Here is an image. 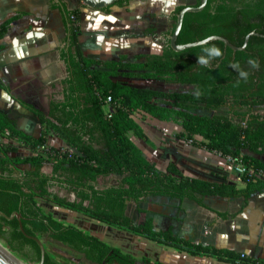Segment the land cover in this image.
<instances>
[{
    "label": "trees",
    "instance_id": "16d2710c",
    "mask_svg": "<svg viewBox=\"0 0 264 264\" xmlns=\"http://www.w3.org/2000/svg\"><path fill=\"white\" fill-rule=\"evenodd\" d=\"M130 1L120 0L113 6ZM201 2L193 0L191 4L177 6L161 53L139 54L137 62H133L126 56L117 61L85 57L79 43L81 12L59 0L58 8L67 32V50L62 56L68 76L62 82V99L50 103L48 114L34 111L44 126L39 137L20 130L16 121L0 109V137L7 134L37 152L19 157L11 156L17 153L14 147L0 150V212L10 216L18 211L28 236L47 235L92 264L139 263L121 249L45 213L38 203L45 200L192 256L216 257L227 264H264V258L186 240L177 236L172 227L158 231L146 206L150 197L188 200L224 220H233L253 196L264 191V181L242 175L245 187L238 188L235 184L189 177L172 163L161 170L128 135L133 133L149 141L133 118L135 113L143 112L160 121L178 123L182 131L176 137L181 141L215 152L222 158L242 161L249 168L264 170L260 159L243 154L244 150L264 154V117L251 113L255 108L264 107V39L251 37L246 49L235 55L220 41L174 51L170 38L178 14L188 6L199 7ZM111 7L102 11L109 13ZM21 16L16 15L0 25V40ZM251 32L264 34V0H208L202 12L185 15L177 44L217 35L241 47ZM113 78L154 80L189 86L192 90L158 91ZM108 97H112L110 106L114 108L110 118L104 109ZM227 105L232 109H247L235 115L240 116V123L229 115L195 113L218 111ZM50 129L64 140L70 151L45 150ZM47 165L50 172L44 171ZM56 187L68 196L61 197L54 192ZM71 194L75 196L74 201L69 198ZM210 196L244 201L235 213L219 212L204 202ZM3 249L23 264H38L41 260L39 245L20 230L18 220L9 221L0 216V250L5 253ZM141 260L144 264H164L147 257ZM44 264L60 263L46 251Z\"/></svg>",
    "mask_w": 264,
    "mask_h": 264
},
{
    "label": "crops",
    "instance_id": "0c3cea01",
    "mask_svg": "<svg viewBox=\"0 0 264 264\" xmlns=\"http://www.w3.org/2000/svg\"><path fill=\"white\" fill-rule=\"evenodd\" d=\"M64 1L70 9L78 8L81 12L79 43L84 56L103 61H117L123 56L131 61V50L141 44L136 40L134 41L139 32H144L141 35L144 44L149 40L148 38L163 39L172 29L171 17L173 11L181 5L179 0H132L121 6H113L110 8L109 13H105L86 7L80 3V0ZM58 2L59 0H0V25L8 19L22 14L19 19L11 24L6 35L0 40L2 46L0 49V109L7 112L9 117L16 121L20 130L34 137H39L44 129L34 111L41 110L48 114L50 103L62 99L60 94L63 87L62 82L68 76L67 64L62 56L67 50V32L62 13L58 8ZM108 43L116 46L115 50L111 51L112 54H107L103 50L104 47H108ZM150 44L147 43L146 45ZM159 53L161 52L152 54ZM135 54L137 56L144 53L137 52ZM113 80L126 82L122 78H113ZM133 80L142 82L140 79ZM133 118L136 121L135 116ZM139 125L141 126V124ZM131 134H128L130 138ZM148 138V142L143 141L148 146L154 147V143L149 136ZM133 141L136 143L135 140ZM186 143L190 146H182L177 149L176 157L173 154L167 166L172 163L183 174L192 178H200L216 183L235 184L238 188L245 187V185L240 186L242 180L239 177H235L236 181L229 180L230 166L227 165V160L219 154L198 148L189 142ZM2 147L16 148L17 153L11 154V156L29 157L37 154L36 151L27 147L21 141L9 138L7 134L0 137V150ZM49 148H55L62 152L70 151V147L64 140L59 138L51 129L49 130L45 150ZM246 151L248 153H245ZM243 154L260 159L264 163V154H257L248 150H244ZM152 157L146 158L159 166L158 159ZM178 159L179 163H177ZM185 162L193 167V169L190 168V172L193 171V174L182 170V163ZM53 191L61 197L68 196L66 191L58 187L54 188ZM69 198L71 201L75 200L73 194L69 195ZM149 199L170 200L166 197L147 198V200ZM171 201L178 202L182 215H179L178 221H176V217H173L175 220H170L171 222L164 229L157 228V211L147 206L154 219L156 230L165 231L172 227L177 236L196 244L230 249L239 253L247 252L250 257L264 258L249 255L251 252L262 251L264 241L260 243L257 236L254 237V241H246L250 225L254 224L255 228L264 229V191L253 196L243 212L233 220H224L218 217L215 212L188 200L180 202L173 199ZM243 201V199H226L217 196L204 199V202L213 209L229 213L237 212L243 205ZM38 203L45 213H51L54 219L60 222L63 220L58 216H68L70 213L79 214L80 225L64 224L75 226L85 233L104 241L100 236L102 231L97 232L98 227L95 228L89 221L92 219L82 213L59 207L45 200H39ZM185 205L188 206V210ZM202 215L209 219H203ZM111 228L117 227L113 226ZM147 241L171 254L168 259H154L147 256L152 262L173 264L172 262L177 261L180 264H192V262L198 264L197 262L202 261L201 264H227L218 261L216 257L192 256L175 248L150 240ZM123 253L129 254L124 251Z\"/></svg>",
    "mask_w": 264,
    "mask_h": 264
},
{
    "label": "rangeland",
    "instance_id": "374dc122",
    "mask_svg": "<svg viewBox=\"0 0 264 264\" xmlns=\"http://www.w3.org/2000/svg\"><path fill=\"white\" fill-rule=\"evenodd\" d=\"M181 4H191L193 1H184L179 0ZM82 4V2L80 1ZM173 24V23H172ZM144 32H139L136 36V42L141 43L137 48L133 47L131 50V57L130 60L137 62L136 54L135 53H144V54H152L155 52H161L162 48L165 44L164 39H157L154 38H148L147 42L144 44L141 40V35ZM133 41V42H134ZM150 45H146V44ZM114 44L109 45L108 47H104L103 50L105 53L110 54L112 50H115L116 46ZM154 45V46H153ZM106 48V49H105ZM112 54V53H111ZM125 81L132 86H138V87H144V88H151L158 91H167V92H189L192 90V87L189 86H181V85H172L167 84L164 82H158V81H143L137 82L139 80H133V79H125ZM140 83V84H139ZM246 108H230L229 105L222 107L218 111H196L195 113L201 114V115H229L232 117V119L236 123H240V116L235 115H241L243 112H246ZM252 114H256L259 116L264 117V107L262 108H255L251 111ZM135 119L136 121L141 124L145 132L150 137L151 141L154 143V147L148 146L142 139L135 136L133 133L131 134V138L136 141L137 145L143 150L145 157L148 158H155L159 161V168L162 170H165L167 164L169 163V160L172 159V155L176 153L177 149H180L182 146H190L186 142L180 141L176 135L178 132L181 131V127L176 122H164L157 120L153 117H150L149 115L143 113V112H137L135 113ZM201 139V138H199ZM245 153H248L247 151ZM176 157V155H175ZM178 158V157H177ZM227 160V165L230 166V175L228 176L229 180L236 181L235 177H239L241 180L242 174L237 171L236 165L238 163H242V161L235 162L233 159L230 158H224ZM177 163H179V159L177 160ZM243 164V163H242ZM182 170L185 172H188L190 174H193V171L190 172V168L193 169V167L189 163H182ZM45 172H50V166H46L44 168ZM238 181V179H237ZM112 183H115V180L112 181ZM245 183L242 181L240 182V186L243 187ZM150 209H153L157 211L158 218H157V228L158 229H164L170 220L173 219V217H176L178 221L179 215H182V212L176 201L171 200H160V199H149L147 200V205ZM184 207V206H183ZM188 210V206L185 205ZM201 216V215H199ZM58 218L62 219L63 223L66 224H74V225H80V217L77 213H70L68 216H58ZM203 219H209L205 215H202ZM89 220V219H88ZM175 220V219H173ZM91 225H93L95 228L98 227V231H102L100 234L101 238L107 242L108 244L119 247L124 252L129 253L134 258L138 259V264H144L142 262L143 257L150 256L154 259H164L169 258L171 255L168 251L159 248L158 246L151 244L149 241H147L145 238L132 234L127 231L119 230L117 228H111L113 226H109L107 224H103L94 220H89ZM179 225V224H178ZM106 228V230H104ZM104 230V231H103ZM249 235L246 237L247 242H251L255 240V236L258 237L259 242L261 243L264 241V229H257L255 228V225H250L249 228ZM95 234V233H93ZM97 234V233H96ZM99 234V233H98ZM45 245L47 253L51 256L53 260L60 264H92L86 261L84 256L70 250L67 247H64L57 242L50 239L47 235L41 236L39 238ZM2 242V241H1ZM3 243V242H2ZM4 244V243H3ZM5 245V244H4ZM244 254H248L247 252H243ZM249 255L253 256H259L264 257V242L262 245V251L260 252H251ZM181 262H183L181 260ZM26 263V262H25ZM173 264H180L179 262L175 261L172 262ZM194 262H192L193 264ZM198 264H201L202 261L197 262ZM27 264V263H26ZM191 264V263H188Z\"/></svg>",
    "mask_w": 264,
    "mask_h": 264
},
{
    "label": "water",
    "instance_id": "95a60500",
    "mask_svg": "<svg viewBox=\"0 0 264 264\" xmlns=\"http://www.w3.org/2000/svg\"><path fill=\"white\" fill-rule=\"evenodd\" d=\"M80 1L82 2L83 5H85L86 7L90 8V9L102 11V10H104L106 8H109V7L113 6V5H115L120 0H80ZM186 1H193V0H186ZM201 1H202L201 5L199 7L188 6V7L184 8L178 14L176 27H175V30H174L171 38H170V46H171V48L174 51L182 52L184 50H187V49H190V48H193V47L206 45L209 42L220 41L227 48H230L234 52V55H235L236 52L244 51L246 49V46L248 45V41H249V39L251 37H258V38H263L264 39V34H260V33H257V32H251L245 37L244 44L241 47H236V46L232 45L224 37L217 36V35L210 36L207 39L202 40V41H197V42H194V43H189V44H184V45H178L177 44V38H178V36H179V34L181 32L185 15L187 13L202 12L205 9V7L207 6L208 0H201ZM0 216L4 217L5 219H7L9 221H12L14 219L18 220L20 230L27 237L33 238L37 242V244L39 245V247L41 249V260H40V262L38 264H44L45 256H46L45 245L39 238L30 237V236H28L26 234L24 226H23V223H22V220H23L22 219V215L18 211H15L10 216L0 212ZM0 264H19V263L0 250Z\"/></svg>",
    "mask_w": 264,
    "mask_h": 264
},
{
    "label": "built area",
    "instance_id": "2783aa9c",
    "mask_svg": "<svg viewBox=\"0 0 264 264\" xmlns=\"http://www.w3.org/2000/svg\"><path fill=\"white\" fill-rule=\"evenodd\" d=\"M111 102H112V97H108L106 106L104 108L105 109V113H106L108 118H110L112 116L113 111H114V108H111V106H110ZM236 169L242 175H246L249 178L259 179V180L264 181V170H262V169L249 168L244 163L243 164L242 163H238L236 165Z\"/></svg>",
    "mask_w": 264,
    "mask_h": 264
},
{
    "label": "bare ground",
    "instance_id": "6f19581e",
    "mask_svg": "<svg viewBox=\"0 0 264 264\" xmlns=\"http://www.w3.org/2000/svg\"><path fill=\"white\" fill-rule=\"evenodd\" d=\"M3 251H5L4 249H3ZM5 253H7L8 255H10L15 261H17L19 264H23L22 262H20L18 259H16V258H14L10 253H8V252H6L5 251ZM26 264V263H25Z\"/></svg>",
    "mask_w": 264,
    "mask_h": 264
},
{
    "label": "flooded vegetation",
    "instance_id": "af4514ba",
    "mask_svg": "<svg viewBox=\"0 0 264 264\" xmlns=\"http://www.w3.org/2000/svg\"><path fill=\"white\" fill-rule=\"evenodd\" d=\"M164 39V38H163Z\"/></svg>",
    "mask_w": 264,
    "mask_h": 264
}]
</instances>
